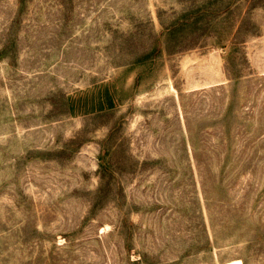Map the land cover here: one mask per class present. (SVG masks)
Returning <instances> with one entry per match:
<instances>
[{
    "label": "rangeland",
    "instance_id": "obj_1",
    "mask_svg": "<svg viewBox=\"0 0 264 264\" xmlns=\"http://www.w3.org/2000/svg\"><path fill=\"white\" fill-rule=\"evenodd\" d=\"M205 1L0 0V264H264V6L141 60Z\"/></svg>",
    "mask_w": 264,
    "mask_h": 264
},
{
    "label": "trees",
    "instance_id": "obj_2",
    "mask_svg": "<svg viewBox=\"0 0 264 264\" xmlns=\"http://www.w3.org/2000/svg\"><path fill=\"white\" fill-rule=\"evenodd\" d=\"M248 1V11L254 10L258 7L264 6L263 0H245ZM220 2V3H218ZM235 4V0H227L222 2L220 0H206L200 2L195 15H197L191 21H175L172 25L164 26L163 29L156 34L153 38V47L148 53L141 59L146 60V56L150 54L152 59L166 51L169 54H176L184 52L188 49L205 46L215 42V39L219 38L217 31L214 29V24L218 19L215 15H226L232 10ZM213 15V16H211ZM245 20L242 21L241 27L244 26ZM184 27H191L194 29L189 33H184L182 29ZM93 117V116H92ZM83 144V141L79 137L70 139L63 144L60 153L66 154L65 157L69 159L73 152ZM119 149H114L112 158H118ZM118 162V161H117ZM134 166V163H131ZM120 170V169H119ZM116 171L110 168L106 163L101 166L99 174L101 177V186L98 191H101L104 187H110V179L114 177ZM121 172V173H120ZM120 174H125V171H120ZM108 176L109 184H104V178Z\"/></svg>",
    "mask_w": 264,
    "mask_h": 264
},
{
    "label": "bare ground",
    "instance_id": "obj_3",
    "mask_svg": "<svg viewBox=\"0 0 264 264\" xmlns=\"http://www.w3.org/2000/svg\"><path fill=\"white\" fill-rule=\"evenodd\" d=\"M230 264H243V262L241 260H232Z\"/></svg>",
    "mask_w": 264,
    "mask_h": 264
}]
</instances>
